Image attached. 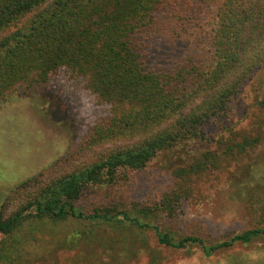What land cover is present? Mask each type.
Wrapping results in <instances>:
<instances>
[{
    "label": "trees",
    "instance_id": "16d2710c",
    "mask_svg": "<svg viewBox=\"0 0 264 264\" xmlns=\"http://www.w3.org/2000/svg\"><path fill=\"white\" fill-rule=\"evenodd\" d=\"M263 64L264 0H0V102L23 83L47 84L69 69L110 106L83 145L106 150L62 172L71 152L7 197L0 264H36L82 240L104 251L114 244L116 255L102 264H126L137 244L149 247V233L163 247L197 245L207 257L264 238V227L215 243L161 228L191 194L194 177L219 168L235 145L176 170L174 188L153 205H80L89 187L144 170L181 143L208 141L206 127L231 114L242 85ZM108 230L115 232L111 239L102 234ZM37 234L52 241L37 244Z\"/></svg>",
    "mask_w": 264,
    "mask_h": 264
},
{
    "label": "rangeland",
    "instance_id": "374dc122",
    "mask_svg": "<svg viewBox=\"0 0 264 264\" xmlns=\"http://www.w3.org/2000/svg\"><path fill=\"white\" fill-rule=\"evenodd\" d=\"M109 115L110 106L69 69L58 72L47 84L23 83L11 91L0 102V209L20 184L52 169L69 153L73 152L71 163L62 172L88 162L94 150H106L107 145L96 149L83 145L93 126ZM205 131L208 141L181 143L160 153L144 170H124L111 183L89 187L80 205L86 210L98 203L153 205L174 188L176 170L189 169L209 151L224 156L235 145L219 168L210 166L194 177L191 194L174 218L161 222V228L215 243L264 227L263 211L256 205L260 195L264 206V64L242 85L232 101L231 114L211 122ZM71 227L75 229L77 223ZM29 230L26 227L22 233ZM62 233L55 232L56 238H64ZM102 234L111 239L115 232ZM5 239L0 234V246L4 247ZM36 239L37 244L52 241L45 234H37ZM148 240L149 247L135 246L126 264H264L263 237L212 257L197 245L185 250L163 247L152 233ZM71 250L58 249L36 264H102L116 255L114 244L109 243L104 251L88 240Z\"/></svg>",
    "mask_w": 264,
    "mask_h": 264
}]
</instances>
